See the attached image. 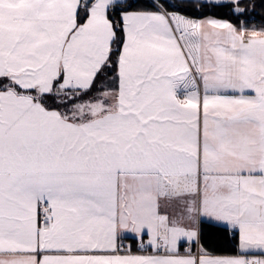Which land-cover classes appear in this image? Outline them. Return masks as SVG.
<instances>
[{
	"label": "snow or ice",
	"instance_id": "6c2138e0",
	"mask_svg": "<svg viewBox=\"0 0 264 264\" xmlns=\"http://www.w3.org/2000/svg\"><path fill=\"white\" fill-rule=\"evenodd\" d=\"M257 7L0 0V264H264Z\"/></svg>",
	"mask_w": 264,
	"mask_h": 264
},
{
	"label": "trees",
	"instance_id": "16d2710c",
	"mask_svg": "<svg viewBox=\"0 0 264 264\" xmlns=\"http://www.w3.org/2000/svg\"><path fill=\"white\" fill-rule=\"evenodd\" d=\"M257 3H259V0H257ZM261 16H264V8L257 7L256 13L253 14V20L251 21L252 23H259L261 22L260 18ZM227 18V17H225ZM210 242H213V245L215 246V241L216 237L215 236H210Z\"/></svg>",
	"mask_w": 264,
	"mask_h": 264
}]
</instances>
